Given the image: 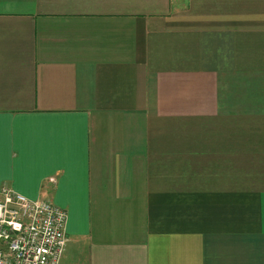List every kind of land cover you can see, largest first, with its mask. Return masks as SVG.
<instances>
[{"label":"crops","instance_id":"1","mask_svg":"<svg viewBox=\"0 0 264 264\" xmlns=\"http://www.w3.org/2000/svg\"><path fill=\"white\" fill-rule=\"evenodd\" d=\"M3 184L58 264H264V0H0Z\"/></svg>","mask_w":264,"mask_h":264},{"label":"built area","instance_id":"2","mask_svg":"<svg viewBox=\"0 0 264 264\" xmlns=\"http://www.w3.org/2000/svg\"><path fill=\"white\" fill-rule=\"evenodd\" d=\"M66 210L0 186V264H58Z\"/></svg>","mask_w":264,"mask_h":264}]
</instances>
